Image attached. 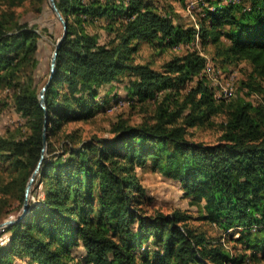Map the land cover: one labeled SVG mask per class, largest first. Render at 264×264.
I'll return each mask as SVG.
<instances>
[{"label": "trees", "instance_id": "trees-1", "mask_svg": "<svg viewBox=\"0 0 264 264\" xmlns=\"http://www.w3.org/2000/svg\"><path fill=\"white\" fill-rule=\"evenodd\" d=\"M204 1L197 28L175 22L172 11L155 0H56L68 27L45 92L46 110L40 104L45 85L35 77L38 28L20 23L16 11L0 16V90L11 93L24 120L0 136V224L22 213L47 137L31 191L41 196L29 199L25 218L1 233L0 264L264 260V0ZM5 2L10 10L28 4L40 13L48 0ZM197 39L203 49L213 45L223 65L252 66L243 84L260 97L259 104L217 99L205 75L207 58L194 47ZM182 44L189 45L185 53L161 70L137 62L142 45L161 53ZM117 84L124 85L125 99L115 92ZM119 100L151 102L156 110L137 125L119 119L107 138H85L72 127ZM223 113L215 144L188 138L189 127ZM149 162L180 184L201 220L242 251L193 228L186 212L150 213L152 198L136 170Z\"/></svg>", "mask_w": 264, "mask_h": 264}, {"label": "rangeland", "instance_id": "rangeland-1", "mask_svg": "<svg viewBox=\"0 0 264 264\" xmlns=\"http://www.w3.org/2000/svg\"><path fill=\"white\" fill-rule=\"evenodd\" d=\"M164 6L168 11H172V16L177 23L186 26L195 25L198 28L197 21L202 14V6L206 3L204 0H155ZM205 3V5H204ZM15 17L19 19L20 23H29L31 26H36L41 35L39 41V67L36 71V80L40 87H43L49 79L50 65L54 50L56 48L55 40H59L63 33V24L59 20L57 14L53 11L50 2L44 4L43 11L37 13L30 8L28 4L23 7L8 9L5 0H0V16L5 12H14ZM12 14V13H11ZM58 42V41H57ZM189 45L182 44L179 48L168 49L164 52L158 53L157 50L148 46L142 45L137 54V62L147 64L149 63L153 68L161 70L165 62L172 59L176 55H182ZM193 46V45H191ZM194 47L202 52L207 58V82L216 87L219 83H232L234 89L233 102L239 98L251 101L254 104H259L261 99L258 95H250L248 88L243 84L248 82L252 74V66L247 62L238 64L223 65L221 60L215 56V48L213 45H208L206 48H201L199 41L194 43ZM120 98H126V91L123 84H117L114 89ZM187 90H183L178 95V101L181 102L183 94ZM218 92V89H217ZM182 94V95H181ZM120 101V100H119ZM118 101V102H119ZM116 104V103H115ZM122 105H112L106 113H99L92 121L79 122L76 126L82 129L83 136L90 138L92 136L111 137V126L119 119H127L132 124H140L156 110V105L147 103H138L136 105L130 104L128 101L121 100ZM24 120L22 116L16 111L13 106L11 93L0 90V136H5L9 130H13L19 123ZM225 122V114L212 116L204 124H199L188 128V138L195 142H204L207 144H215L221 134V125ZM137 174L139 181L147 190V196L152 198V205L149 206V212L161 211L164 213H173L174 211L186 212L191 216L190 225L198 230L204 232L207 236L218 240L225 238L226 245L234 251L241 252V245L229 241L228 236L214 225L200 219V212L198 205H196L191 198L184 195L183 190L178 182L174 181L169 176L155 171L149 162L145 167H137ZM33 188V187H32ZM32 191V190H31ZM41 196L40 191L34 197L30 194L29 199L34 200ZM1 235V233H0ZM236 236L235 238H237ZM9 240L8 235L3 236L2 243L6 244ZM248 264H264V260H251Z\"/></svg>", "mask_w": 264, "mask_h": 264}, {"label": "water", "instance_id": "water-1", "mask_svg": "<svg viewBox=\"0 0 264 264\" xmlns=\"http://www.w3.org/2000/svg\"><path fill=\"white\" fill-rule=\"evenodd\" d=\"M49 2H50V5H51L53 11L57 14L59 20L63 24V35L58 40V42L56 44V48H55L53 56H52L51 65H50V77H49V80H48L47 84H45V86L42 88L41 93H40V104L43 107V109H45V110H46L45 92L48 89V87L50 86V84L53 82L55 71H56L57 57H58L59 49H60V47H61V45H62V43H63V41H64V39H65V37L67 35V27H68L67 21L64 19V17L62 16L61 12L59 11V9L57 7L56 0H49ZM47 128H48V114L46 113V122H45V128H44L45 133L47 131ZM46 149H47V137H46V134H44V148L42 150L41 160L39 162V165H38L36 171L32 175V177H31V179H30V181H29V183L27 185V188H26V199H25V203H24V206H23L22 213L20 215H18L17 217L11 219V220H8V221H5V222L1 223L0 224V233H2L6 228L11 227V226L15 225L16 223L20 222L21 220H23L25 218L26 214L28 213V210H29V197H30L31 190H32L33 184L35 182L36 176H37V174L39 172V169H40V167L42 165V162H43V160L45 158Z\"/></svg>", "mask_w": 264, "mask_h": 264}, {"label": "bare ground", "instance_id": "bare-ground-1", "mask_svg": "<svg viewBox=\"0 0 264 264\" xmlns=\"http://www.w3.org/2000/svg\"><path fill=\"white\" fill-rule=\"evenodd\" d=\"M232 2H238L239 0H229ZM216 88L218 89L217 92V99L222 102H230L234 98V89H233V84L232 83H227V84H222L219 83L216 85ZM121 100L118 102L119 105ZM118 104H113V105H118Z\"/></svg>", "mask_w": 264, "mask_h": 264}]
</instances>
